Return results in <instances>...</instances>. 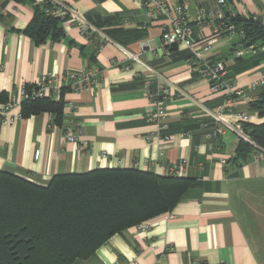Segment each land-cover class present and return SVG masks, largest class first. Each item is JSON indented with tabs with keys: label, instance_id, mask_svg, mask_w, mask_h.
<instances>
[{
	"label": "crops",
	"instance_id": "crops-1",
	"mask_svg": "<svg viewBox=\"0 0 264 264\" xmlns=\"http://www.w3.org/2000/svg\"><path fill=\"white\" fill-rule=\"evenodd\" d=\"M44 1L0 0L5 10L0 14V107L19 87L29 88L50 74L63 88L62 118L57 123L52 113L40 112L0 126V171L44 187L55 175L105 168L168 176L184 160L178 177L192 181L171 212L145 222L147 230L128 228L93 256L72 264H264V155L254 159L250 153L240 164L233 163L237 138L223 123L233 124L235 117L225 111L221 123L208 115L224 104V93L210 92L192 66L189 49L162 46L165 18L148 17L144 0H57L101 35L87 37L76 25L62 22L58 39L35 44L24 30L34 7ZM165 1L169 7L185 2L191 20L198 7L216 8V0ZM225 2L227 13L264 17V0ZM192 30L194 45L209 41L208 55L225 61L234 87L256 100L262 86L248 87L264 80V52L237 59L234 42L225 36L207 40L209 31L203 35L193 22ZM120 47L139 62L128 59ZM93 68L101 71L98 85L80 92L65 87L63 74ZM155 85L169 88L165 130L146 120L155 110L148 92ZM232 110L247 113L250 124L264 121L246 102H236ZM74 124L80 130L77 142H67L62 130ZM164 135L168 141L162 140Z\"/></svg>",
	"mask_w": 264,
	"mask_h": 264
},
{
	"label": "trees",
	"instance_id": "trees-1",
	"mask_svg": "<svg viewBox=\"0 0 264 264\" xmlns=\"http://www.w3.org/2000/svg\"><path fill=\"white\" fill-rule=\"evenodd\" d=\"M56 9L47 1L34 7L24 33L35 44L62 35L64 19L52 13ZM230 21L243 30L249 44L264 45L260 21L240 16ZM62 105L61 98L24 101L21 116L49 112L59 123ZM248 108L264 115V85ZM243 128L264 150V121ZM253 152V146L237 139L232 161L240 164ZM191 184L188 178L135 168H105L55 175L42 187L0 171V264H72L89 258L111 236L171 212Z\"/></svg>",
	"mask_w": 264,
	"mask_h": 264
},
{
	"label": "built area",
	"instance_id": "built-area-1",
	"mask_svg": "<svg viewBox=\"0 0 264 264\" xmlns=\"http://www.w3.org/2000/svg\"><path fill=\"white\" fill-rule=\"evenodd\" d=\"M56 6V10L52 11L54 15H58L71 25H76L80 33L87 37L94 35H101V32L91 25L86 19L77 11H74L66 5L60 3L57 0H45ZM206 1V0H203ZM142 6L146 10V14L150 18L157 16H163L167 21V26L162 30L161 43L162 46H184L189 49L192 55V66L199 74V76L205 80L208 84L211 93H224V104L219 107L215 112H209L215 121L223 123L221 119L225 111L235 117L236 122L233 124L223 123L225 129L233 133L237 139H240L254 147L253 158L257 159L260 155H264V150L257 147L244 132L243 125L250 123V116L245 112H239L232 110V106L240 101L249 103L251 100L247 95L239 88L234 87L233 79L228 76L227 65L225 61L216 59L213 56L208 55L211 44L206 41L200 45H194L191 40L192 36V22L199 28V31L205 35V31H209V37L207 40L225 36L229 41L234 42V48L232 54L234 58H243L257 51L264 52V45L249 44L245 38V34L242 29L237 28L230 19L235 15L224 11L226 6L225 0H216V8L214 11H206L202 7H198L193 15L192 20L188 16L187 4L180 2L176 6L169 7L165 0H144ZM4 9L0 7V14L4 13ZM254 21L258 20L264 26V17L250 16ZM248 17V18H250ZM120 49H122L120 47ZM128 59L138 63L137 56L122 49ZM146 70L155 74L152 69L146 67ZM100 69L93 68L87 72L74 73L67 72L63 74L61 79L65 83V87L73 92H80L82 89L90 87L92 85H98L100 82ZM160 75L156 74V79H159ZM57 76L46 75L45 77L37 80L29 88L21 86L16 93H11L8 96L7 101L0 107V126L11 124L16 119L21 118V105L24 101H34L41 98H51L59 100L61 98V92L63 88L57 85ZM149 83V82H147ZM258 85L263 86L264 80H260L259 83H253L249 85L248 89L253 91ZM149 98L154 106L155 110L146 116L147 122H156L158 129L165 130L167 123L165 121V106L164 102L169 94V88L163 85H155L149 88ZM69 108L73 109V105H69ZM16 111L15 114L12 112ZM220 132V130L218 131ZM64 139L67 142H77V136L80 134V130L77 128V124L71 127H66L62 130ZM156 136L157 132H156ZM163 141H168L169 137L164 135L161 137ZM84 146L79 144V149L83 150ZM39 156V151L36 149L33 153V158L36 160ZM104 158V153L102 154ZM186 162L180 160L177 165L170 169L169 175L178 177ZM137 228L141 231L148 229L146 223L137 225ZM192 264H204L202 262H194Z\"/></svg>",
	"mask_w": 264,
	"mask_h": 264
}]
</instances>
